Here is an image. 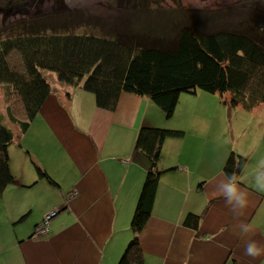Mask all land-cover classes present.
<instances>
[{"label":"crops","instance_id":"0c3cea01","mask_svg":"<svg viewBox=\"0 0 264 264\" xmlns=\"http://www.w3.org/2000/svg\"><path fill=\"white\" fill-rule=\"evenodd\" d=\"M54 86L9 149L15 183L0 197V264H120L135 238L133 223L150 174L135 149L144 127L185 135L164 144L154 209L138 234L141 264H264V257L244 256L238 221L215 195L230 154L245 157L253 149H241L223 117L219 129L214 125L203 92L182 95L168 120L147 97L123 93L117 108L107 111L82 88ZM1 94L4 99L3 89ZM256 109L247 112L264 121ZM0 114L6 116L5 99ZM35 166L57 185L40 180ZM254 173L246 166L239 177L252 201L243 219L251 238L264 242V193L255 192ZM54 211L47 230L37 232ZM189 214L202 216L198 230L184 226Z\"/></svg>","mask_w":264,"mask_h":264},{"label":"trees","instance_id":"16d2710c","mask_svg":"<svg viewBox=\"0 0 264 264\" xmlns=\"http://www.w3.org/2000/svg\"><path fill=\"white\" fill-rule=\"evenodd\" d=\"M148 1L119 0V9L125 7L138 20L145 17V23L109 24L98 35L86 30L94 27L87 13L66 0H0V89L6 104V116L0 114V197L15 183L10 146L37 118L55 82L93 94L97 107L107 111L117 108L123 93L147 97L168 120L183 94L199 91L231 93V100L222 101L230 116L238 106L251 111L264 104V19L211 29L197 11L155 10ZM46 4H52L48 13ZM184 135L155 127L138 134L135 149L146 158L150 174L133 223L135 238L120 264L142 263L138 234L154 209L162 150L167 140ZM247 164L232 152L224 173L240 177ZM35 167L40 180L57 185ZM201 219L189 214L184 226L198 230Z\"/></svg>","mask_w":264,"mask_h":264},{"label":"rangeland","instance_id":"374dc122","mask_svg":"<svg viewBox=\"0 0 264 264\" xmlns=\"http://www.w3.org/2000/svg\"><path fill=\"white\" fill-rule=\"evenodd\" d=\"M72 9L83 11L87 13L89 19H91L92 30L86 29L90 33L102 34V27L109 26V24H126L127 26L134 27L138 24L141 25L145 22L142 19H137L139 16H132V13L125 11V7L119 9V0H66ZM202 5L201 8L190 3L189 0H149L148 5L152 9H162L165 12L177 11L183 12L185 10L197 11L203 18H208V24L205 28L216 29L222 26L237 25L240 23L254 24L259 19H264V0H198ZM52 4H46L44 6V12L51 11ZM31 12L33 9H30ZM137 14V13H136ZM121 26L126 29L125 26ZM129 30V29H126ZM81 32H86L85 29H81ZM202 91H199L201 93ZM204 100L209 102L208 109L213 112L215 117V126H222V119L225 127L227 125L230 129L233 128L237 132H234L235 140L243 151L249 152L245 154V158L248 159L247 167L250 172L256 171L258 162L262 159L264 153V121H257L258 118L255 115L252 116L243 109L234 108L231 110V116L229 115L228 108L220 103L224 100H231V93L221 95L205 94ZM185 95V94H183ZM1 103H3V95L1 94ZM243 108V107H242ZM256 109V108H255ZM196 110V109H194ZM246 110V109H245ZM257 116L259 114L264 117V104L257 105ZM180 120V119H179ZM182 120V126L189 129L191 122H184ZM213 121V122H214ZM256 145V146H255ZM244 157V156H243Z\"/></svg>","mask_w":264,"mask_h":264},{"label":"clouds","instance_id":"9594fccd","mask_svg":"<svg viewBox=\"0 0 264 264\" xmlns=\"http://www.w3.org/2000/svg\"><path fill=\"white\" fill-rule=\"evenodd\" d=\"M189 2L199 8L202 7L198 0H189ZM252 179L255 192L264 193V159L258 162ZM215 195L223 198L225 206L229 208L233 218L238 221L236 235L243 243L244 256L251 260L264 257V242L251 238L253 229L243 219L252 201L249 191L241 187L239 177L235 173L225 174L218 180Z\"/></svg>","mask_w":264,"mask_h":264},{"label":"built area","instance_id":"2783aa9c","mask_svg":"<svg viewBox=\"0 0 264 264\" xmlns=\"http://www.w3.org/2000/svg\"><path fill=\"white\" fill-rule=\"evenodd\" d=\"M54 215H55V213L53 212L50 216L47 217V220H49V219H50L52 216H54ZM47 224H48V222L45 223V224L42 225V226H39L37 232L44 233V232L47 230Z\"/></svg>","mask_w":264,"mask_h":264},{"label":"water","instance_id":"95a60500","mask_svg":"<svg viewBox=\"0 0 264 264\" xmlns=\"http://www.w3.org/2000/svg\"><path fill=\"white\" fill-rule=\"evenodd\" d=\"M55 214L57 213V211L54 212Z\"/></svg>","mask_w":264,"mask_h":264}]
</instances>
